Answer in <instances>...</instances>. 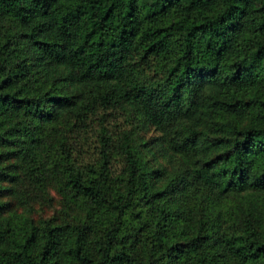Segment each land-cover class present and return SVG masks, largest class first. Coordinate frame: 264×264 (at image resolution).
<instances>
[{
    "label": "trees",
    "instance_id": "16d2710c",
    "mask_svg": "<svg viewBox=\"0 0 264 264\" xmlns=\"http://www.w3.org/2000/svg\"><path fill=\"white\" fill-rule=\"evenodd\" d=\"M21 178L72 214L0 200V264H264V0H0V191Z\"/></svg>",
    "mask_w": 264,
    "mask_h": 264
},
{
    "label": "rangeland",
    "instance_id": "374dc122",
    "mask_svg": "<svg viewBox=\"0 0 264 264\" xmlns=\"http://www.w3.org/2000/svg\"><path fill=\"white\" fill-rule=\"evenodd\" d=\"M145 72L152 74V71L147 68H145ZM108 121L107 124L113 126V132L132 126L128 121L126 112L120 108L110 111ZM136 133L144 136L145 140L149 142L153 153V155L149 153V156L157 159L154 164L156 166L167 165L169 162L167 156L163 154L158 145L153 143V137L156 136L157 131L152 127H140L136 129ZM93 140L94 137L90 133L81 135L79 144L82 151L79 152V158L85 159L90 155L92 151L88 145ZM0 200L6 203L4 214L15 211L34 221L47 217L63 218L67 213L72 214L71 210L74 204L64 194L57 182H47L43 188H36L24 178L15 182H4L0 191Z\"/></svg>",
    "mask_w": 264,
    "mask_h": 264
}]
</instances>
